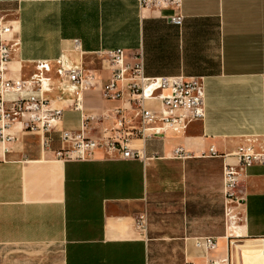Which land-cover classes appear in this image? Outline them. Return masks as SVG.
<instances>
[{
	"label": "crops",
	"instance_id": "obj_1",
	"mask_svg": "<svg viewBox=\"0 0 264 264\" xmlns=\"http://www.w3.org/2000/svg\"><path fill=\"white\" fill-rule=\"evenodd\" d=\"M0 0V16L20 47L8 77L27 78L37 61L64 54L96 74L82 94L87 114L112 110L101 96L105 64L95 52L141 50L148 77L201 78L204 116L186 130L144 143L145 161L112 159L101 149L81 162L55 160L60 131H76L79 113L49 94L63 115L46 152L37 133L12 130L0 146V264H205L225 260L221 160L245 136L264 141V0ZM156 1V0H148ZM163 1V0H159ZM166 1V0H165ZM170 1V0H167ZM181 15L182 25L168 22ZM80 42L81 55L73 51ZM52 67L54 65L52 64ZM55 78L54 71L49 73ZM110 125L111 122H104ZM180 146L191 158L174 159ZM242 237H264V166L246 169ZM146 216L148 236L135 222ZM213 237L204 258L197 237ZM233 252V248H232ZM249 263V261H248Z\"/></svg>",
	"mask_w": 264,
	"mask_h": 264
},
{
	"label": "built area",
	"instance_id": "obj_2",
	"mask_svg": "<svg viewBox=\"0 0 264 264\" xmlns=\"http://www.w3.org/2000/svg\"><path fill=\"white\" fill-rule=\"evenodd\" d=\"M144 6H179V0L148 1ZM170 24L182 25L181 15L168 18ZM12 28L0 16V146L14 140L12 130L37 133L41 151L49 148V134L61 121L63 109L52 105L49 94L57 92L54 100L67 102V107L79 113L76 131L62 130L59 139L64 147L53 151L60 162H81L90 159L93 151L101 149L112 159L145 161L144 143L161 139L165 134L187 129L193 121L204 116L203 87L200 77L175 76L148 77L144 72L141 50L129 54L121 48L95 52L105 64V80L100 86L101 96L116 102L112 110L100 114H87L82 106V94L95 88L99 79L83 67L81 61L71 62L62 54L53 61H37L35 71L27 78L8 77L12 55L19 49L18 38L10 39ZM73 51L81 55L80 42L73 40ZM52 64L54 67H52ZM54 71L55 78L49 73ZM104 122H111L105 125ZM173 158L185 160L191 155L177 146ZM205 157L221 160V198L223 238H231L244 219V181L247 168L264 166V141L260 136H245L233 151L219 155L211 146ZM146 216L135 222L136 231L146 235ZM194 247L204 258L215 248L213 237H197ZM205 264H228L225 260H205ZM186 264H194L186 262Z\"/></svg>",
	"mask_w": 264,
	"mask_h": 264
},
{
	"label": "rangeland",
	"instance_id": "obj_3",
	"mask_svg": "<svg viewBox=\"0 0 264 264\" xmlns=\"http://www.w3.org/2000/svg\"><path fill=\"white\" fill-rule=\"evenodd\" d=\"M147 236L148 232L146 233ZM227 254L230 257L228 264H248L252 257L264 256V237L260 238L259 241L239 239V241L233 242Z\"/></svg>",
	"mask_w": 264,
	"mask_h": 264
},
{
	"label": "bare ground",
	"instance_id": "obj_4",
	"mask_svg": "<svg viewBox=\"0 0 264 264\" xmlns=\"http://www.w3.org/2000/svg\"><path fill=\"white\" fill-rule=\"evenodd\" d=\"M226 235L227 236L228 235L231 236V238L228 240V241H230V248L232 247L233 242L239 241V239H245V238L242 237V233H241L240 226H238L237 228H235V230L233 232H230V233L227 232ZM215 247H216V242H215ZM213 250L214 249H212L211 252ZM229 259H230V257L227 255V259H225V261L226 262H229L230 261ZM248 264H264V256L252 257L249 260V263Z\"/></svg>",
	"mask_w": 264,
	"mask_h": 264
}]
</instances>
